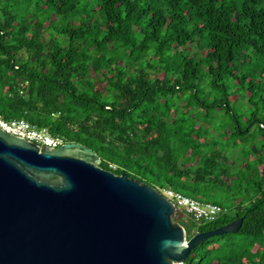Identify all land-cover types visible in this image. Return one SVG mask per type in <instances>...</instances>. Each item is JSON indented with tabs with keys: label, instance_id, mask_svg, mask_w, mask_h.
I'll return each mask as SVG.
<instances>
[{
	"label": "trees",
	"instance_id": "trees-1",
	"mask_svg": "<svg viewBox=\"0 0 264 264\" xmlns=\"http://www.w3.org/2000/svg\"><path fill=\"white\" fill-rule=\"evenodd\" d=\"M0 114L225 211L187 239L243 219L185 264H264V0H0Z\"/></svg>",
	"mask_w": 264,
	"mask_h": 264
},
{
	"label": "water",
	"instance_id": "water-1",
	"mask_svg": "<svg viewBox=\"0 0 264 264\" xmlns=\"http://www.w3.org/2000/svg\"><path fill=\"white\" fill-rule=\"evenodd\" d=\"M78 143L58 148L0 129V264H172L243 219L187 239L159 190L99 167Z\"/></svg>",
	"mask_w": 264,
	"mask_h": 264
},
{
	"label": "built area",
	"instance_id": "built-area-1",
	"mask_svg": "<svg viewBox=\"0 0 264 264\" xmlns=\"http://www.w3.org/2000/svg\"><path fill=\"white\" fill-rule=\"evenodd\" d=\"M0 129L7 134L35 143L39 147L58 148L66 144L62 138L52 136L46 129L37 128L25 120H7L1 114ZM110 167L115 168L112 165ZM160 193L196 222H213L225 212L218 205L199 202L170 188L162 189ZM172 264L185 263L173 261Z\"/></svg>",
	"mask_w": 264,
	"mask_h": 264
}]
</instances>
